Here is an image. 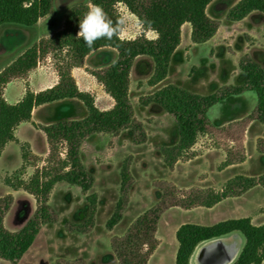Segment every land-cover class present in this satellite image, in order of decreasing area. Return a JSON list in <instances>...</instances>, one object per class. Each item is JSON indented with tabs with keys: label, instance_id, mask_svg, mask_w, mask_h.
<instances>
[{
	"label": "trees",
	"instance_id": "1",
	"mask_svg": "<svg viewBox=\"0 0 264 264\" xmlns=\"http://www.w3.org/2000/svg\"><path fill=\"white\" fill-rule=\"evenodd\" d=\"M56 0H0V27L17 24L33 27L41 18L53 13ZM73 0H64L67 3ZM214 0H86L75 3L65 14L61 29L47 38L40 39L12 63L0 71V155L9 142L17 141L15 130L22 122L32 119L33 111L41 105L66 99H77L86 108L82 118L62 119L43 124V131L49 145L46 166L37 169L28 181L20 180L23 188L34 196L37 206L24 225L11 230L6 226V216L14 204V196H0V259L17 264L35 242L41 228L57 223L59 214L50 204V196L58 183L80 186L86 194L89 215L80 223H68L67 231L88 233L96 223L98 195L90 193L95 176L87 169L82 159V147L86 140L98 134L118 135L131 130L133 142L147 141L143 122L135 114L131 99V72L138 57H148L154 63L153 73L148 81L152 86L169 75L172 57L182 41V27L191 25V39L202 44L212 39L221 22L209 16L207 9ZM124 5L139 21H145L144 31L155 32V38L142 34L127 42L118 38L97 40L89 48L82 38L77 37L79 22L91 6H102L114 21L120 12L118 5ZM252 13L264 16V0H239L226 12V19L239 22ZM150 22V24L148 23ZM101 48L116 50V59L106 67L86 71L103 85L105 92L114 100L108 110H101L95 104L94 96L81 90L72 74L75 67H84L85 58ZM52 55L56 60L58 83L47 89L34 92L28 86L24 96L10 104L5 96L6 86L16 79H24L35 70L41 59ZM244 81L240 85H223L210 94L190 91L177 84H168L153 94L142 98L143 104L155 103L171 115L175 121L178 141L159 150L166 165L173 168L187 156L202 135L211 134L228 137L235 144L226 146L227 154L223 166H230L245 160L242 134L248 124L257 121L264 124V66L249 54L240 59ZM254 92L256 104L243 119L226 127L216 126L210 116V109L233 96ZM257 149L264 155V139H259ZM25 156V155H24ZM132 158L126 159L121 169L120 196L106 222L110 231L119 225L130 203L134 183L131 173ZM160 190L159 200L141 213L121 235H115L111 247L118 264H148L150 256L158 247L157 230L162 215L172 207L192 209L212 208L228 198L240 197L249 190L264 188V173L258 176L236 175L230 178L221 190L214 188L181 189L170 181L156 183ZM240 232L245 243L233 264H264V223L256 225L250 217L229 218L212 225L183 223L176 230L178 248L176 264H190V258L197 246L205 241ZM53 264H87L84 259H57Z\"/></svg>",
	"mask_w": 264,
	"mask_h": 264
},
{
	"label": "rangeland",
	"instance_id": "2",
	"mask_svg": "<svg viewBox=\"0 0 264 264\" xmlns=\"http://www.w3.org/2000/svg\"><path fill=\"white\" fill-rule=\"evenodd\" d=\"M84 1L86 0L63 3L64 0H56L53 13L41 18L33 27L2 25L0 70L35 42L61 29L68 9L75 3ZM237 1L239 0H214L208 6L209 16L220 20L221 25L216 35L205 43L195 44L191 39V25H183L182 41L172 57L169 75L157 85L148 83L154 70L153 61L148 57L136 59L131 72L130 94L136 117L145 126L147 141L135 144L131 130H124L118 135L98 134L88 138L81 155L85 166L95 176L90 190V193L98 195L95 227L88 233L67 231L66 224L80 223L87 219L89 204L87 195L80 186L58 183L50 196V204L59 214L58 222L41 228L35 242L17 264H53L60 258H81L87 264H118L111 240L115 235L123 234L134 219L159 200L157 182L170 181L181 189L211 187L221 190L236 175L258 176L264 173V155L257 149L258 140L264 139V124L257 121L250 122L241 136L244 161L223 166L226 146H233L235 143L217 133L200 136L187 156L181 158L173 168L168 167L159 147L170 146L178 141L175 121L159 105H145L141 101L171 83L200 94L213 93L223 85H240L244 81V74L239 64L245 54L264 66V16L252 13L239 22L227 20V10ZM118 10L120 14L130 17L132 22L124 33L129 39L142 34L148 38L156 37L151 30L144 31L143 27L141 30V25L136 23L139 19L124 5L119 4ZM116 57L117 52L112 48H101L90 53L85 58L84 77L75 78L80 84L77 82L79 88H83L81 90L94 96L95 104L101 110L112 108L114 101L86 68L102 69ZM37 68L39 69L31 77L35 88L39 87L42 79L54 76L56 60L50 54L39 61ZM27 85L29 83L23 79L10 82L4 92L6 100L14 104L24 95ZM255 104V93L247 92L213 106L209 116L216 126L226 127L247 116ZM86 114L85 106L77 99L42 105L35 111L30 129L24 125L20 134L23 139L34 138V149L28 142L19 140L8 143L4 148L0 155V196H14V204L6 216V226L9 229L21 228L37 206L34 196L16 186L20 180L28 181L37 169L47 164L49 145L42 139L44 133L40 126L62 119L82 118ZM129 157L132 158L130 168L134 177L130 203L122 222L110 231L106 228V222L119 199L121 169ZM246 216L256 225L264 223V188L257 186L240 197L225 199L212 208L172 207L160 219L156 234L158 247L150 256L148 264H176L178 242L175 233L183 223L212 225L225 219ZM216 241H222L232 248L236 252V259L245 243V237L240 232H233L202 242L191 256L190 264H200L199 255L218 251V245H211ZM0 264L12 263L0 259Z\"/></svg>",
	"mask_w": 264,
	"mask_h": 264
},
{
	"label": "clouds",
	"instance_id": "3",
	"mask_svg": "<svg viewBox=\"0 0 264 264\" xmlns=\"http://www.w3.org/2000/svg\"><path fill=\"white\" fill-rule=\"evenodd\" d=\"M131 20L125 14H120L115 21L108 16L102 6L96 5L85 13L79 22L78 38H82L84 43L92 48L97 40L118 38L121 42H127L129 37L124 35L129 28ZM142 26L145 21H136ZM150 24V22H148ZM140 33H138L139 35Z\"/></svg>",
	"mask_w": 264,
	"mask_h": 264
},
{
	"label": "crops",
	"instance_id": "4",
	"mask_svg": "<svg viewBox=\"0 0 264 264\" xmlns=\"http://www.w3.org/2000/svg\"><path fill=\"white\" fill-rule=\"evenodd\" d=\"M2 57V55L0 54V58ZM48 59H50V58H48ZM5 67H3L1 70H3ZM39 68H36L35 70H33V71H31L30 73H29V75L26 77V78H24L23 80H26L28 83H29V85H27L32 91H34V92H38V91H41V90H44V89H47V88H49V87H52L53 85H55L56 83H58V80H59V77H58V74H57V71L54 69V76H49V78L47 79V80H44V79H42L41 81H39V87H37V88H35V87H33L32 86V79H31V77H32V75L38 70ZM0 70V71H1ZM72 74H73V76L76 78V79H78V78H82V77H84V74H85V70H84V67H75V68H73L72 69ZM17 80V79H16ZM78 82V81H77ZM78 84H79V82H78ZM80 85V84H79ZM81 88V87H80ZM81 89H83V88H81ZM25 91H26V89H25ZM25 94V93H24ZM4 96H5V94H4ZM24 96V95H23ZM22 96V97H23ZM22 97L20 98V99H18L15 103H17L18 101H20L21 99H22ZM6 98V97H5ZM114 101V100H113ZM14 103V104H15ZM114 105V104H113ZM42 106V105H41ZM40 107V106H39ZM39 107H36L35 109H34V111H33V114H32V119L30 120V121H27V122H22L20 125H18V127L16 128V130H15V136H16V138L20 141V142H28L29 144H31L32 145V148L34 149V143H33V141H34V138L32 137V138H28V139H23L21 136H20V134H21V131H22V128L24 127V125H27V127H28V129H30V126H32L31 125V123H32V121H34L33 119V117H34V113H35V111L36 110H38V108ZM113 107V106H112ZM27 129V128H26ZM42 139H43V141H44V143H47V139H46V137H45V135L44 136H42ZM10 143V142H9ZM33 143V144H32ZM7 146V145H6ZM254 189V188H253ZM252 190V189H251ZM250 191V190H249ZM234 198H237V197H234ZM221 203V202H220ZM219 204V203H218ZM246 217H249V216H246ZM232 248H230L229 246H228V250H227V252L228 253H230V250H231ZM228 253H227V255H228Z\"/></svg>",
	"mask_w": 264,
	"mask_h": 264
},
{
	"label": "bare ground",
	"instance_id": "5",
	"mask_svg": "<svg viewBox=\"0 0 264 264\" xmlns=\"http://www.w3.org/2000/svg\"><path fill=\"white\" fill-rule=\"evenodd\" d=\"M213 245H218L219 250L207 252V254H204V256L199 255L198 261L200 264H230L234 261V259L236 257V252L230 251V253H228L227 252V250H228L227 244H224L222 241H217ZM227 253H228V255H227Z\"/></svg>",
	"mask_w": 264,
	"mask_h": 264
},
{
	"label": "water",
	"instance_id": "6",
	"mask_svg": "<svg viewBox=\"0 0 264 264\" xmlns=\"http://www.w3.org/2000/svg\"><path fill=\"white\" fill-rule=\"evenodd\" d=\"M216 242H217V241H216ZM216 242H215V243H216ZM223 243H224V242H223ZM224 244H226V243H224ZM211 245H213V244H211ZM209 246H210V245H209ZM207 247H208V246H207ZM205 248H206V247H205Z\"/></svg>",
	"mask_w": 264,
	"mask_h": 264
},
{
	"label": "flooded vegetation",
	"instance_id": "7",
	"mask_svg": "<svg viewBox=\"0 0 264 264\" xmlns=\"http://www.w3.org/2000/svg\"><path fill=\"white\" fill-rule=\"evenodd\" d=\"M230 251H232V252H233L234 250H233V249H231Z\"/></svg>",
	"mask_w": 264,
	"mask_h": 264
}]
</instances>
